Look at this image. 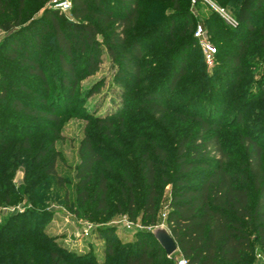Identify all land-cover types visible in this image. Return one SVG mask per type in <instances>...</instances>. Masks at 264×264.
<instances>
[{"label":"trees","instance_id":"obj_1","mask_svg":"<svg viewBox=\"0 0 264 264\" xmlns=\"http://www.w3.org/2000/svg\"><path fill=\"white\" fill-rule=\"evenodd\" d=\"M37 1L42 14L33 18L31 0H0V50L20 76L12 89L0 77V207L25 203L0 222V264H176L152 235L168 194L166 227L189 264H256L264 255V0H209L237 22L213 8L200 21L217 48L209 72L192 10L203 0H72L69 13ZM193 55L205 67L191 64ZM105 57L114 107L100 115L86 105L106 80L79 91ZM76 102L99 132L82 139L66 208L95 224L103 261L69 251L43 227L53 211L40 187L48 177L65 187L57 128ZM117 217L141 224L133 241L119 240Z\"/></svg>","mask_w":264,"mask_h":264},{"label":"rangeland","instance_id":"obj_2","mask_svg":"<svg viewBox=\"0 0 264 264\" xmlns=\"http://www.w3.org/2000/svg\"><path fill=\"white\" fill-rule=\"evenodd\" d=\"M203 1V3L196 6L192 5V10L195 18V26H199L200 21H206L211 17L210 10H212V8L220 14V12H218L217 10L218 7H216L211 1ZM53 2L54 0L48 1L45 5V8L53 9ZM38 3L39 2L37 0H31L30 2L29 8L32 12L33 18H37L42 14V10L37 7ZM226 14L230 17H233L231 11L226 10ZM5 36L6 34L0 29V43L3 41ZM218 49H220V46H218ZM159 51L162 50L156 51V54H158ZM3 52L4 50H0V77L6 78V85L9 87V89H12L16 85V83L14 84V82H16V80L18 81V78L20 79L19 72L17 71L18 67L15 64L8 62L3 55ZM197 62L203 64L201 56L193 55L191 64ZM203 66L205 67L204 64ZM209 71L211 70L208 67L207 72ZM113 75L114 70L112 69L111 63L109 59L105 57L99 72L96 75L82 81L79 91L80 94H83V91L88 89L95 82L102 79L106 80V87L103 89L101 94L88 99L86 107L87 109H89V111H93L94 113L99 110L98 114L103 115L106 113V111L114 107V98L112 94L113 92L110 86V84L112 83ZM187 80H185V82H187ZM244 83L245 82H242L241 84ZM240 86L241 85H239V88ZM241 89L244 90L241 87L236 94L231 96V99L237 96L238 93H241ZM10 94H12V92ZM73 108L75 109L74 114L66 115L63 118L62 125L57 128L59 129L58 131L61 135V138L56 140V151L59 157L57 169L59 175L63 176L65 179V187L61 189L57 187L56 177H48L46 182L40 187V191H42V193H45L46 197H48V200H46L47 209L53 211L50 221L43 225V227L51 237L57 238V242L62 244L69 251L81 255L94 254L99 261H103L105 242L102 238L98 239L97 233L95 231V224L75 217L72 214L71 210H68L66 208L65 197L68 195L71 201L74 202L76 195L74 190L76 184L75 170L79 163V148L82 139L84 138L87 130L94 133L97 132V128L94 125L90 126L89 129L87 128L88 122L86 120V113L81 104L76 102L73 104ZM256 109L258 110L259 108ZM141 115V112H137L130 114L129 117H138ZM98 132L96 133V135L98 134ZM49 135L51 134L49 132H46L41 136H37V138L35 139V142L38 141V144H36L35 146L36 150L41 144H39V139L40 141H43V139H45ZM16 154L17 147H15L11 152V155L13 157H16ZM24 175L25 173L22 169L17 172L14 180L16 182V185H19L23 182ZM167 199L168 196L167 198H164V205L162 207L160 217H162L163 213L166 212ZM24 205L25 203L22 202L6 208L0 207V222H2L4 217L8 214L14 213L16 211L24 212ZM124 218L125 217L115 218L111 225L116 227L117 237L119 238V240H121L122 243L125 244L133 241L136 231L141 230L142 226L140 223H134V226L132 228H127L125 226V223H123ZM89 224H93L94 228L90 231L89 235L86 236Z\"/></svg>","mask_w":264,"mask_h":264},{"label":"built area","instance_id":"obj_3","mask_svg":"<svg viewBox=\"0 0 264 264\" xmlns=\"http://www.w3.org/2000/svg\"><path fill=\"white\" fill-rule=\"evenodd\" d=\"M53 9L56 11H59L60 13H69L72 9V0H54L53 2ZM218 12H220V15L232 26H237L236 20H234L232 17L228 16L226 14V11L223 9H217ZM195 37L199 41V45L203 51L205 62L209 68H212L216 64V54H217V48L215 45L211 42L207 31L202 25H199L197 27V30L195 32ZM167 217V214L164 215V218ZM125 226L127 228H132L134 226V223L130 222L126 217L124 218ZM94 228L93 224L88 225V229L86 232V236L89 235L90 231ZM151 230V229H150ZM176 264H189V262L184 259L183 257L179 258L176 261Z\"/></svg>","mask_w":264,"mask_h":264},{"label":"water","instance_id":"obj_4","mask_svg":"<svg viewBox=\"0 0 264 264\" xmlns=\"http://www.w3.org/2000/svg\"><path fill=\"white\" fill-rule=\"evenodd\" d=\"M152 235L159 245L164 249L168 258L173 257L179 251L178 244L166 226L162 225L156 227L152 231Z\"/></svg>","mask_w":264,"mask_h":264},{"label":"crops","instance_id":"obj_5","mask_svg":"<svg viewBox=\"0 0 264 264\" xmlns=\"http://www.w3.org/2000/svg\"><path fill=\"white\" fill-rule=\"evenodd\" d=\"M170 200V195L168 194V199H167V202H169ZM168 213V203L166 205V212L163 213L162 217L159 218V226H166V218H164V215ZM98 241V240H97ZM182 255H181V252L180 250L173 256V258L177 261L179 258H181ZM256 264H264V255L259 252L258 254V257H257V262Z\"/></svg>","mask_w":264,"mask_h":264}]
</instances>
